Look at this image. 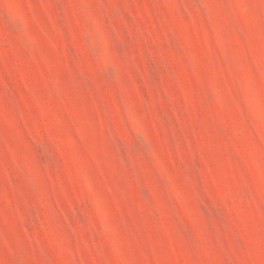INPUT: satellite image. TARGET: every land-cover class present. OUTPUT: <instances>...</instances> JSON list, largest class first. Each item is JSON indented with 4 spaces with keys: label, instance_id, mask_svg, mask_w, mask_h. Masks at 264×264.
Returning <instances> with one entry per match:
<instances>
[{
    "label": "rangeland",
    "instance_id": "obj_1",
    "mask_svg": "<svg viewBox=\"0 0 264 264\" xmlns=\"http://www.w3.org/2000/svg\"><path fill=\"white\" fill-rule=\"evenodd\" d=\"M0 264H264V0H0Z\"/></svg>",
    "mask_w": 264,
    "mask_h": 264
}]
</instances>
